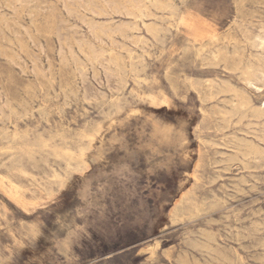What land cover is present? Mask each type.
Listing matches in <instances>:
<instances>
[{
	"label": "rangeland",
	"instance_id": "374dc122",
	"mask_svg": "<svg viewBox=\"0 0 264 264\" xmlns=\"http://www.w3.org/2000/svg\"><path fill=\"white\" fill-rule=\"evenodd\" d=\"M0 264H264V0H0Z\"/></svg>",
	"mask_w": 264,
	"mask_h": 264
},
{
	"label": "bare ground",
	"instance_id": "6f19581e",
	"mask_svg": "<svg viewBox=\"0 0 264 264\" xmlns=\"http://www.w3.org/2000/svg\"><path fill=\"white\" fill-rule=\"evenodd\" d=\"M84 101V100H83ZM134 110V109H133ZM130 112V111H129ZM127 115V114H126ZM117 121V120H116ZM120 124V123H119ZM135 125V124H134ZM158 126H160V125H158ZM161 130V129H160ZM186 144V143H185ZM186 146V145H185ZM99 147V146H98ZM181 147V146H180ZM185 150V149H184ZM97 159H98V157H97ZM196 164V163H195ZM64 185V184H63ZM156 247H157V245H156Z\"/></svg>",
	"mask_w": 264,
	"mask_h": 264
}]
</instances>
